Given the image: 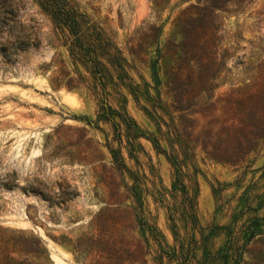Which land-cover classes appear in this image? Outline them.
<instances>
[{
	"label": "rangeland",
	"instance_id": "1",
	"mask_svg": "<svg viewBox=\"0 0 264 264\" xmlns=\"http://www.w3.org/2000/svg\"><path fill=\"white\" fill-rule=\"evenodd\" d=\"M63 1L0 0V264H264V0Z\"/></svg>",
	"mask_w": 264,
	"mask_h": 264
},
{
	"label": "trees",
	"instance_id": "2",
	"mask_svg": "<svg viewBox=\"0 0 264 264\" xmlns=\"http://www.w3.org/2000/svg\"><path fill=\"white\" fill-rule=\"evenodd\" d=\"M38 2L41 4L42 8L48 12L49 14H51L52 16L54 15L56 21H58L61 25L70 27V29L72 31H74V35L75 37H77V42L81 43V38L79 36L78 31L74 28L73 26V18L70 15V12L66 11V2H64L63 0H38ZM71 25V26H69ZM97 64V68L98 70L100 69V63L98 61H95ZM175 186H178L176 183H174V189ZM182 189H186L185 186L182 187ZM261 233H259V229L258 228H250L249 229V233L248 236L246 238V242L244 243V245L242 247H240L238 250H241L244 246H246L252 239H254L255 237H257L258 235H260ZM36 245H37V249H38V254L37 257L38 259H44V262L40 264H49V259H48V254L46 252V250L44 249L41 240H37L36 241ZM27 259H25V261L22 264H27L26 263ZM239 261L237 260L236 264H238Z\"/></svg>",
	"mask_w": 264,
	"mask_h": 264
},
{
	"label": "bare ground",
	"instance_id": "3",
	"mask_svg": "<svg viewBox=\"0 0 264 264\" xmlns=\"http://www.w3.org/2000/svg\"><path fill=\"white\" fill-rule=\"evenodd\" d=\"M52 259H53V261H54L55 264H68L63 259H61L60 257H58L56 254H53L52 255Z\"/></svg>",
	"mask_w": 264,
	"mask_h": 264
}]
</instances>
